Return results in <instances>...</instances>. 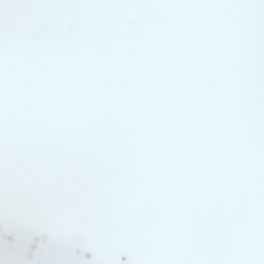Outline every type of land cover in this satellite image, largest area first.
Returning a JSON list of instances; mask_svg holds the SVG:
<instances>
[{
	"label": "snow or ice",
	"instance_id": "6c2138e0",
	"mask_svg": "<svg viewBox=\"0 0 264 264\" xmlns=\"http://www.w3.org/2000/svg\"><path fill=\"white\" fill-rule=\"evenodd\" d=\"M0 264H264V0H0Z\"/></svg>",
	"mask_w": 264,
	"mask_h": 264
}]
</instances>
